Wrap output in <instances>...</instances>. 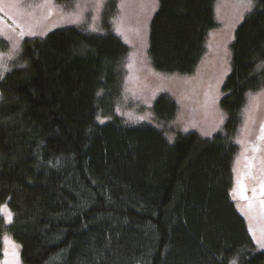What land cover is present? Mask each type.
Returning a JSON list of instances; mask_svg holds the SVG:
<instances>
[{
	"label": "trees",
	"instance_id": "1",
	"mask_svg": "<svg viewBox=\"0 0 264 264\" xmlns=\"http://www.w3.org/2000/svg\"><path fill=\"white\" fill-rule=\"evenodd\" d=\"M216 3L159 0L157 71H196ZM107 28L26 38L22 65L0 77V205L14 214L7 225L0 213V238L20 244L25 264H264L233 191L248 95L264 87V0L230 44L224 122L211 138L173 131L169 94L154 103L158 125L123 116L130 51Z\"/></svg>",
	"mask_w": 264,
	"mask_h": 264
},
{
	"label": "rangeland",
	"instance_id": "2",
	"mask_svg": "<svg viewBox=\"0 0 264 264\" xmlns=\"http://www.w3.org/2000/svg\"><path fill=\"white\" fill-rule=\"evenodd\" d=\"M253 6L254 0H217L215 16L219 26L209 31L208 55L193 74L185 75L157 71L151 63L150 24L159 9V0H50L46 4L44 0H0V20L8 26L0 32V40L10 45V51L0 52V77L22 65L26 38H43L55 30L71 27L105 35L109 30L107 23H111L113 32L130 51L124 98L120 105L123 116L134 123L158 125L153 106L159 95L165 93L172 96L179 107L174 132H194L203 138H211L224 122L221 97L231 71L230 44L238 25ZM262 126L264 87L248 95L241 148L234 166L238 209L246 218L260 252H264V207L259 203L264 199L259 194V182L264 179L261 172L264 168V140L258 139ZM253 146L259 150L254 152ZM241 185L246 186L244 195L247 199L242 198ZM6 205L12 213V223L14 214ZM15 244L19 246L16 249L18 264H25L21 246ZM4 250L0 251V264L5 260L8 264H17L11 255H4ZM8 251L12 252L11 246Z\"/></svg>",
	"mask_w": 264,
	"mask_h": 264
},
{
	"label": "snow or ice",
	"instance_id": "3",
	"mask_svg": "<svg viewBox=\"0 0 264 264\" xmlns=\"http://www.w3.org/2000/svg\"><path fill=\"white\" fill-rule=\"evenodd\" d=\"M49 2H50V0H44V3H45V4H46V3H49ZM6 27H8V26L6 25V23H5L3 20H0V32H3V31H4V28H6ZM23 34H24V33L21 32V35H23ZM29 34H31V35H35L34 32H29ZM10 38H11V37H9V39H10ZM9 58H10V57H9ZM141 119H143V117H141ZM261 133H262V134H261L260 137H258V139H260V140H264V126L261 127ZM240 142H241V141H238V143H240ZM252 150L255 152V151H258L259 149H258V147L253 146V149H252ZM261 172L264 173V168H261ZM259 188H260V193H259L260 196L264 197V179H261V180H260V182H259ZM241 189H242V191H241L242 198L247 199V196L244 195V192L246 191V186L241 185ZM233 191H235V189H234ZM253 192H255V189H253ZM259 203H260V205H261L262 207H264V199L260 200ZM251 207H252V205L249 204V208H251ZM0 213H3V214H4V216L6 217L7 222H9V223L11 222V220H12V213H11V211L7 208V205H6V204H5V205H0ZM0 239H2V241H3L4 245H5L4 255H5L6 257H8L9 255H11L12 259H13L14 261H16L17 264H18V253H17L16 249H17L19 246L16 245L15 242L12 241L11 238H10L9 236H7V235L3 236V237L0 238ZM8 246H11V248H12V252H11V253H9V251H8ZM262 246H264V245H262ZM3 264H8V261L5 260V261L3 262ZM232 264H235V261H233Z\"/></svg>",
	"mask_w": 264,
	"mask_h": 264
}]
</instances>
